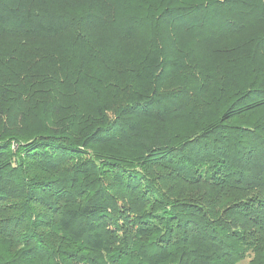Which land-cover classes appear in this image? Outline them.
Segmentation results:
<instances>
[{
    "label": "trees",
    "instance_id": "1",
    "mask_svg": "<svg viewBox=\"0 0 264 264\" xmlns=\"http://www.w3.org/2000/svg\"><path fill=\"white\" fill-rule=\"evenodd\" d=\"M0 264H264V0H0Z\"/></svg>",
    "mask_w": 264,
    "mask_h": 264
}]
</instances>
